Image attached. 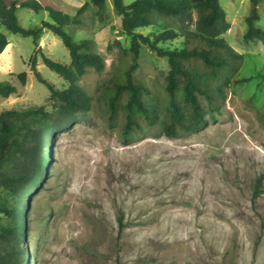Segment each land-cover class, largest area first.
Instances as JSON below:
<instances>
[{"label": "rangeland", "instance_id": "rangeland-1", "mask_svg": "<svg viewBox=\"0 0 264 264\" xmlns=\"http://www.w3.org/2000/svg\"><path fill=\"white\" fill-rule=\"evenodd\" d=\"M40 1L76 15L90 0ZM220 2L231 23L224 37L244 54L241 66L228 68L223 78L249 79L225 88L216 121L176 137L160 134L158 127L126 136L118 117L110 116L104 88L119 78L120 65L132 60L123 52L132 38L113 0H107L102 14L91 3L81 23L66 27L74 40H92L91 50L102 54L106 65L101 71L89 69L79 81L92 95L90 108L64 112L62 124L53 123V146L50 133H44V157L51 147L49 171L34 191L29 213L23 210L27 194L20 197L21 216L27 219L20 236L23 264H264V42L243 41L250 0ZM258 9L255 24L264 29V0ZM17 15L25 27L52 20L48 11L28 7H18ZM5 31L10 42L0 55V81L10 80L18 91L0 94V110L29 104L53 109L52 91L30 67L37 48L33 37ZM182 41L179 36L159 44L175 47ZM40 44L42 75L59 88L68 87L43 59L45 53L71 63L62 38L46 29ZM169 68L166 56L142 42L136 78L156 87ZM22 71L26 84L18 78Z\"/></svg>", "mask_w": 264, "mask_h": 264}, {"label": "trees", "instance_id": "trees-1", "mask_svg": "<svg viewBox=\"0 0 264 264\" xmlns=\"http://www.w3.org/2000/svg\"><path fill=\"white\" fill-rule=\"evenodd\" d=\"M260 1L250 0L244 43L264 42V29L255 24L260 18ZM106 2L86 1L76 15H71L40 0L20 3L0 0V25L9 32L33 37L37 48L30 57V67L57 101L51 110L39 104L0 110V264L24 262L22 255L26 254V250L20 245V236L25 231L27 219L21 216L20 197L24 192L27 194L23 210L29 213L34 191L49 171L51 147L44 157V133H50V145L53 146L57 135L54 131L56 124L53 123L62 124L59 117L64 112L90 108L92 95L82 88L79 81L89 69L101 71L106 65L105 57L91 50L92 40H74L66 27L73 22L81 23L80 16L91 3L102 14ZM113 3L122 17L123 29L132 38L131 47L123 50L131 55L132 60L120 65L119 78L104 88L103 95L110 116L118 117L124 134L132 136L144 132L146 128L158 127L160 134L176 137L216 121L226 100L225 88L232 82L249 79L223 78L225 70L241 66L244 54L224 37L231 23L220 0H134L130 4H125L124 0H113ZM18 7L46 10L52 20H44L39 27H25L19 21ZM150 26L164 28L147 34L138 31ZM46 29L59 35L70 51L71 63L43 53L45 64L61 74L69 82L68 87H57L38 68V53L42 50L40 38ZM5 30L0 27V54L10 42ZM179 36L183 37L180 46L164 47L159 44ZM142 42L169 60V71L159 86L153 87L135 76ZM18 78L26 84L27 72H20ZM262 78L264 80V71ZM16 91L18 87L10 80L0 81L1 95L9 96ZM260 114L264 119V110ZM120 222L123 227V220L120 219Z\"/></svg>", "mask_w": 264, "mask_h": 264}, {"label": "crops", "instance_id": "crops-1", "mask_svg": "<svg viewBox=\"0 0 264 264\" xmlns=\"http://www.w3.org/2000/svg\"><path fill=\"white\" fill-rule=\"evenodd\" d=\"M8 37H9V35H8ZM9 40H10V38H9ZM8 45H9V44H8ZM8 45H7V46H8ZM5 50H6V51H3V52H2V54H6V53L8 52V49H7V47H6V49H5ZM0 55H1V54H0Z\"/></svg>", "mask_w": 264, "mask_h": 264}]
</instances>
